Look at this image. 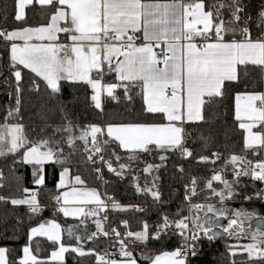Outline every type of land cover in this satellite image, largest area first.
I'll list each match as a JSON object with an SVG mask.
<instances>
[{
    "label": "snow or ice",
    "instance_id": "snow-or-ice-1",
    "mask_svg": "<svg viewBox=\"0 0 264 264\" xmlns=\"http://www.w3.org/2000/svg\"><path fill=\"white\" fill-rule=\"evenodd\" d=\"M36 5L47 14L45 24L33 27L20 23L12 29L0 28V43L9 53L7 66L15 78V107H8L4 123L0 124V157L13 158L10 172L18 184L21 177L16 175V166L30 167L34 189L45 187L49 175L57 190L69 189L66 178L71 171L69 165L76 152L77 141L83 143L84 154L90 163L106 166L118 177H123L130 163L138 161L141 153L163 150L180 152L184 158L191 156V151L184 144V125L203 120L205 97L208 101L223 97L226 82L239 83L241 66L245 75L249 66H255L264 73V36L252 38L249 28L252 17L250 13L242 16L247 9L243 0H213L212 3L205 0H14L15 20L25 21L26 9ZM257 15V27L264 29V6ZM59 34H64L68 43H60ZM138 40L142 43H136ZM154 48H161V52H155ZM24 69L33 74L29 91L39 92L43 86L51 96H57L61 92V81L69 85L83 83L92 89L91 99L98 109L101 108L102 93L116 99L114 90L123 87L125 97L130 99L131 90L138 87L143 101L142 114H150V119L144 116L127 123H110L106 128L93 124L78 129L65 118V124L53 127L51 134L42 129V135L30 138L23 124L9 123L10 117L20 113ZM105 72L115 73V79L121 83H102ZM12 98V93H9V99ZM235 119L246 133L245 149L264 147V92L237 93ZM258 125L259 130L253 132ZM57 134L62 135L61 140L56 139ZM65 145L69 149L67 153ZM113 145L125 152L129 161L128 164L121 163V156L113 150L111 157L119 164V170L113 167L111 158L105 159L102 155L104 147ZM212 155L219 158V153ZM242 160L243 157L232 155L225 163L235 164ZM139 162L145 165V174H151L153 169L160 167L146 160ZM200 162L214 164L215 160L209 161L208 157L201 156ZM50 167L53 168L51 174L48 173ZM93 170L97 173L96 178L103 181L102 167ZM178 170L183 171L182 168ZM248 174L247 165L234 171V177ZM251 178L264 182V162L254 166ZM72 179L75 185L84 184L79 175ZM3 181L4 174L0 170V188L4 187ZM213 181L222 183L224 187L219 190L213 188ZM197 188L195 177L185 185L184 200L190 204L189 215L181 216L180 210L175 214L178 219L173 220L165 214L155 230H150L145 223L143 230L122 235L116 228L105 231L101 221L96 220V231L87 238L91 240L98 235L107 237L115 234L116 243L120 245V260L115 258V253H105L104 257L94 251L85 253L79 247L82 237L73 233L71 228L66 231L70 237L75 236L77 246L66 247L61 241L60 225L48 220L29 227L27 243L20 250L22 255L15 264H50V261L38 259L39 243L34 250V237H46L54 248L58 246L51 252L54 261H62L63 254L71 251L80 256L95 255L96 264H138L132 251L127 249L125 239L131 238L146 247L150 241L163 239L169 231L181 238L179 247L143 258L147 264H190L189 254L193 258L197 255L195 242L201 238L211 241L216 235L213 228L219 225L212 217L228 218L224 208L191 204L193 197L199 195ZM34 189L22 187L25 194L22 198L0 196V202L14 207L27 206L31 219L42 211ZM205 189L219 197L221 203L234 195L232 184L219 173L206 181ZM151 195L155 201H160L159 192ZM205 199L209 197L205 196ZM54 200L58 205L56 211L66 217H91L104 212L107 207L96 189L71 187L55 196ZM67 205L76 207L70 209ZM87 205L95 207L86 210ZM112 208L126 210L115 202ZM136 210L140 211L139 208ZM193 211H204V216H193ZM233 211L241 222L249 219V214ZM233 225L242 229V223L229 219L224 231L229 232ZM124 226L127 227L126 221ZM252 239L264 245V232L253 234ZM244 249L249 260L257 259L264 264V248L252 243ZM8 251L0 247V264H13Z\"/></svg>",
    "mask_w": 264,
    "mask_h": 264
},
{
    "label": "trees",
    "instance_id": "trees-1",
    "mask_svg": "<svg viewBox=\"0 0 264 264\" xmlns=\"http://www.w3.org/2000/svg\"><path fill=\"white\" fill-rule=\"evenodd\" d=\"M205 2L212 3L213 0H205ZM243 3L247 6V9L242 16L250 13L252 17L249 21L252 38L256 39L264 36V29L257 27V14L264 6V0H243ZM14 16V0H0V28L12 29L20 23L25 26H39L46 22L48 18L45 11L37 6L27 9L25 21L17 22ZM225 18H227V12H225ZM8 62L9 53L5 46L0 43V124L4 123L8 107H15V78L11 76L7 66ZM32 76L33 74L27 69L23 70L20 113L9 118V123L23 124L25 132L30 138L42 135V129L51 134L53 127H60L65 124V118L78 129L93 124L106 128L110 123H127L142 119L144 116L150 119V114H142L143 101L138 94L140 92L138 87L131 90L130 99L125 97L124 88L119 87L116 91V99H105L103 109L99 111L90 105L87 85L78 83L69 85L66 81H62L61 92L57 96H51L43 86L39 92L29 91ZM263 89L264 73L255 66H249L247 75H245L243 66H241L239 83L226 82L223 97H216L211 101L205 98L206 103L202 107L203 120L184 126V144L191 151V156L184 158L180 152L165 151L163 153L166 156L165 159L159 161L158 157L162 154L160 152L153 155L141 153L138 161L131 162L130 167L124 172L126 178L115 177L114 173L103 171L102 168L107 182L103 189L108 195H114L122 203H138L147 206L145 212L136 214L129 211H112L107 221L108 227L110 229L116 228L122 235L127 231L139 230L141 225L145 223L150 230H154L155 225L161 222L162 216L165 214L174 220L178 219L175 214L182 210L180 215L184 216V208L180 205L182 190L193 177L197 179V191L199 193L193 199L215 201L219 197L213 196L209 190L205 189V183L219 169L223 171L226 177L230 176L231 164L225 162L230 160L232 155L260 162V150L245 149L244 147L243 132L234 118V101L237 93L261 92ZM9 93H12L13 98L11 100L9 99ZM76 134L79 135V132ZM56 139L61 140L62 135L57 134ZM76 144L77 149L71 157L69 165L70 173L74 176L79 175L85 186L101 189L102 183L96 178L97 173L93 169L102 167V165L90 163L84 154L83 143L77 141ZM64 147L67 153L69 149L66 145ZM113 150L121 156V163H129L126 159V153L119 150L115 145L104 147L102 155L105 159L111 158L114 168L117 169L119 164L114 157H111ZM214 152L219 153L218 159L212 155ZM201 156L208 157L209 161L215 160V163L200 162ZM145 160L160 165L154 174L144 173L143 168L145 165L139 161ZM12 167L13 158L11 156L0 157V170L4 174V187L0 188V196L22 198L25 195L22 192V187L34 189L31 168L23 165L16 166V175L21 177L18 184L10 172ZM181 168L183 169L182 172L178 170ZM52 171L53 168H48L49 174ZM58 171L57 168V173ZM134 177L138 181L137 185H134ZM244 182L247 187L234 188L237 193L234 195L233 200L243 202L259 201L261 197L250 189L254 183ZM151 183H155L157 186V192L161 197L159 202L144 191L147 185ZM212 186L217 190L221 189L220 184H212ZM36 195L43 210L40 214L32 216L31 219L27 207H14L10 203L0 202V247L9 250L7 255L13 264L22 255L20 250L27 243L29 227L38 226L43 220H54L64 227L89 229V224L81 225L79 222L63 219L53 212L57 189L51 175H49L45 187L36 189ZM205 196H208L209 199H205ZM245 197H250V199H245ZM125 221L127 227L124 226ZM179 240L180 238L177 235L169 231V234L164 236L163 239L150 241L146 247L151 248L153 254H159L162 251L174 250ZM37 242L39 243L38 259L47 260L49 254L56 248L45 239L34 238L32 244L34 250ZM67 243L75 244V240L65 236L64 244ZM244 246L245 242L236 243L233 239L227 237L212 241L199 240L196 243L197 255L191 260V264H233V261L235 264H261L257 259H248V253ZM86 249L102 254L106 250V243L101 238L93 239ZM232 252L235 253L234 256L230 255ZM50 264L96 263L95 255L78 257L72 252H67L64 262H50ZM140 264H147V261H140Z\"/></svg>",
    "mask_w": 264,
    "mask_h": 264
},
{
    "label": "built area",
    "instance_id": "built-area-1",
    "mask_svg": "<svg viewBox=\"0 0 264 264\" xmlns=\"http://www.w3.org/2000/svg\"><path fill=\"white\" fill-rule=\"evenodd\" d=\"M136 43H139V41H137ZM154 51L157 52V53H159V52H161V48H154ZM162 66L163 65H160V67H162ZM257 163L258 162H255V161H252V160L243 159L242 161H238L235 164L232 163V165H231V173H230V176L229 177H226L223 174V172H221L219 170H217L216 172H214L212 174V176L214 174L219 173V174L222 175V177H223L224 180H227L231 184L234 183V182H240V181H243V182L244 181H250L252 183H257V184H260L261 185V184H264V182H261L259 180H253L251 178V171L253 170L254 166ZM246 165H247V169H248L249 174L248 175H239L238 177H234V171H235V169H237V168L244 169ZM102 168H103V171H108V168L106 166H102ZM255 170L257 172L259 171L258 168L255 169ZM102 175H103V181H105V176H104V173L103 172H102ZM103 181H101V183H102V186L104 187L105 186V183ZM212 184H220V182L213 181ZM184 193H185V188H183V190H182V199H181L180 205L183 206V208H184V211H185L184 216H188L189 215L190 204L184 200ZM107 197H111V199H107ZM102 199H105V203H106L107 207L105 208V211L104 212H100L97 215L103 217L104 219L106 217V219H105L106 222L108 221L109 214L113 211V208H112L113 202L118 203L121 206V208L126 209L127 211H129L131 213H135V214L136 213L145 212L146 209H147V206L144 205V204H138V203H122L114 195H106L105 194V196ZM243 203H246V202L241 201V202L233 203L230 206L227 201H224L223 203H221V202L220 203L219 202H214V201L194 200V199H192V201H191V204H193V205L194 204H203V205L211 204L215 208L218 207V208H224V209L227 210L226 211V215H227L228 218L227 219H225L224 217H220L219 218V219L224 220V222H225L224 226L220 227L219 229L222 231V233L225 234V236L227 238H231V239H233L235 241L247 242V243L248 242L249 243L258 242V241H253V239H252V236H253V233H254L253 231L255 230V228L250 225V221L253 218V216L251 214H249V219L243 220L241 222L240 218L237 215H232L231 214V211L234 210V208H233L234 205L243 204ZM248 203H251V204H264V198L261 199V200H259V201H250ZM40 207L43 210V207L42 206H40ZM57 207H58V205L56 204V202H54V210H53L54 213H59L58 211H56ZM137 208H139L140 211H137L136 210ZM192 215L193 216L199 215V216L203 217L204 216V211H201L199 213H196L195 211H193L192 212ZM208 215L211 216L210 213ZM241 215H243V213H241ZM212 219H213V221L218 220L217 217H212ZM229 219H236L238 223H242V229L236 227V225H233L232 229H230L229 232H225L224 231V228L228 227ZM108 230H109V227H108V224H107L106 231H108ZM213 230H214V228H213ZM103 237H104V240H105V243H106L107 248H106V251L103 254H100V256L104 257L105 256V253H108L109 255L115 253L116 254L115 255V258L117 260H120L121 257L119 256V249L110 248V245L113 244L116 241L115 234L109 235L107 237H105L103 235ZM199 240L209 241L207 238H201ZM212 240H215V239L213 238ZM180 243H181V238H180V240H179L176 248L179 247ZM196 243H197V241L195 242V244ZM259 247L260 248H264V245L260 244ZM192 259H193V257L189 254L188 261L190 262V264H191V260Z\"/></svg>",
    "mask_w": 264,
    "mask_h": 264
},
{
    "label": "crops",
    "instance_id": "crops-1",
    "mask_svg": "<svg viewBox=\"0 0 264 264\" xmlns=\"http://www.w3.org/2000/svg\"><path fill=\"white\" fill-rule=\"evenodd\" d=\"M161 2H165V1H161ZM185 2H188V0H185ZM37 7H40L39 5H36ZM30 7H32V6H29L28 8H30ZM27 8V9H28ZM27 9H26V12H27ZM48 19V18H47ZM46 22H47V20H46ZM46 22H44L43 24H45ZM40 26V25H39ZM33 27H35V26H33ZM139 41V43H142V40H138ZM59 42L60 43H68V41L65 39V37H64V34H59ZM138 43V44H139ZM120 59H122V57H120ZM107 66H105V68H106ZM92 75L93 76H95V73H92ZM107 75H109V76H107ZM112 75V76H111ZM106 77H107V80H106ZM62 82V81H61ZM102 83H117V84H120L121 82H119V81H117L116 79H115V73H107V72H105V75H104V77H103V80H102ZM78 84H83V83H78ZM86 85V84H85ZM87 87H88V89H89V100H90V105L94 108V109H96V110H99V111H101L102 109H103V105H104V101H105V99H107V98H110V99H113L112 97H109L107 94H101V97H100V100H101V108H96L95 107V102L94 101H92V99H91V97H92V95H93V91H92V89L90 88V86H88L87 85ZM119 87H117L115 90H114V96L116 97V91H117V89H118ZM261 92H264V89L261 91ZM205 98H207V97H205ZM234 118H235V101H234ZM236 120V119H235ZM237 121V120H236ZM198 122H200V121H197V122H195V123H198ZM238 122V121H237ZM187 124H192V123H185V125H187ZM184 125V126H185ZM238 126H239V122H238ZM240 128V127H239ZM241 129V128H240ZM242 130V132H243V139H244V136L246 135V133L244 132V130L243 129H241ZM259 130V125L257 126V128H254L253 129V132H256V131H258ZM105 135H106V133H105ZM89 147L91 148V137H89ZM249 149H255V150H260L261 151V161L260 162H264V147H259V146H256V147H253V148H249ZM156 152H160V153H164L165 151H163V150H160V151H158V150H153L151 153H148V154H151V155H153L154 153H156ZM161 154V155H162ZM238 162V161H237ZM75 176L74 175H72L71 173L69 174V184H70V186H72V185H74V181H73V179L72 178H74ZM260 185V184H259ZM69 186V189L71 188ZM77 186V185H76ZM79 187H81V188H89V189H96L98 192H99V194L101 195V197H102V194L103 193H105V191H104V189H103V186H102V188L101 189H98V188H93V187H87V186H85L84 184L83 185H78ZM220 186H221V189L224 187V185L223 184H221L220 183ZM234 188H236V187H234L233 185H232V191L235 193V192H237ZM69 189H60V190H57V195H59L60 193H62L63 191H65V190H69ZM145 189H147V188H145ZM260 189H261V191H262V194L261 195H259L258 193H256L258 196H260L261 198L260 199H263L264 198V184H261L260 185ZM35 191H36V189H34ZM21 206H24V205H21ZM25 207H27V206H25ZM66 207H69L70 209L71 208H73V207H76L75 205H67ZM85 207H88V208H86V210L87 209H91V208H93L94 207V205H87V206H85ZM113 211H122V210H113ZM63 219H66V220H70V221H75V222H79V223H81V225L82 224H84V225H87V224H89V229L88 230H84V229H79L78 227H74V228H71V227H69V228H71L72 230H74V232L75 233H78V234H81L82 235V242H85V240L87 239V237H88V233L89 232H95L96 231V225H95V221L96 220H100L101 221V223H102V225H103V228H104V230L106 231V227H107V222L105 221V219L103 218V217H101V216H98V215H95V216H91V217H83V216H81V217H79V218H74V217H72V216H65L63 213H60L59 214ZM84 219H85V222L84 223H82L81 221H84ZM46 221H48L47 219L46 220H43L42 222H46ZM41 222V223H42ZM57 223V222H56ZM60 225V224H59ZM144 225L145 224H142L141 225V228L139 229V230H137V231H141V230H143V227H144ZM158 224H156L155 225V227H154V230H155V228H156V226H157ZM60 227H61V240H63V244H64V239H65V236H67L69 239H74L75 240V237L74 236H72V237H70L68 234H67V231H66V229H68V227H64V226H62V225H60ZM109 230H110V228H109ZM137 231H127V232H137ZM126 232V233H127ZM254 233L253 234H257L258 232H264V231H258V230H254L253 231ZM34 238H41V239H45V240H47L46 239V237H34ZM98 238H101L104 242H105V240H104V237H103V235H99V236H95V237H93L92 238V241H93V239H98ZM48 241V240H47ZM49 242V241H48ZM125 243H126V245H127V249L128 250H130V251H132V253H133V255H134V257H135V259L137 260V262H138V264H140V261H146L143 257H145V256H153V255H155V254H153V251H152V249L151 248H148V247H144V245L143 244H140V243H138V242H134L131 238H127V239H125V241H124ZM254 243H257L258 244V247H259V243L258 242H254ZM249 244H252V243H247V242H245V246L246 245H249ZM66 247H76L77 246V244H76V242H75V244L74 243H67V244H64ZM85 253H88V252H90V251H93V250H88V249H86V248H84V247H82V246H79ZM106 248H107V246H106ZM110 248H114V249H119L120 248V245L118 244V243H116V241L113 243V244H111L110 245ZM106 251V250H105ZM68 252H71V251H68ZM95 252V251H94ZM66 253L67 252H65V256H66ZM72 253H74V252H72ZM95 253H97V252H95ZM104 253V252H103ZM102 253V254H103ZM76 256H78V257H81L80 255H77L76 253H74ZM98 254V253H97ZM50 255H51V253L49 254V257H48V259H47V261H50V262H52V263H62V261H54V260H52L51 258H50ZM98 255H100V254H98ZM85 256V255H84ZM95 258H96V256H95ZM65 260V259H64ZM64 262V261H63ZM96 263V262H95Z\"/></svg>",
    "mask_w": 264,
    "mask_h": 264
},
{
    "label": "water",
    "instance_id": "water-1",
    "mask_svg": "<svg viewBox=\"0 0 264 264\" xmlns=\"http://www.w3.org/2000/svg\"><path fill=\"white\" fill-rule=\"evenodd\" d=\"M161 156H163L164 159L166 157L164 154L160 155L158 157L159 161H163L164 160V159L163 160L160 159ZM114 176L118 177L115 174H114ZM118 178H126V176L124 174L123 177H118ZM137 184H138V181L135 180L134 181V185H137ZM232 185L234 187H236V188L247 187L246 183L243 182V181L234 182V183H232ZM250 189L255 191V193H258L259 195L262 194V191L260 189V185L257 184V183L252 184ZM245 202L246 203L234 205L233 206L234 210H236V211H238L240 213H243V214H251L253 216V218L250 221V225L252 227H254L256 230H258V231H264V204H251V203H248L249 201H245ZM217 209H219V208L217 207ZM214 223H217L219 225L218 227H214L213 232L216 234L214 236V239L215 240H221V239L225 238L226 237L225 234L222 233V231L219 229L220 227L224 226V224H225L224 220L218 219V220H215ZM72 231H73V233H75L74 230H72ZM90 233L91 232H89L88 234H90ZM75 234H78V233H75ZM78 235L82 237L81 234H78ZM91 241H92V239L89 240L87 238L85 240V242H82V239H81L79 246H82V247L86 248ZM75 242H76V239H75ZM76 244H77V242H76Z\"/></svg>",
    "mask_w": 264,
    "mask_h": 264
},
{
    "label": "rangeland",
    "instance_id": "rangeland-1",
    "mask_svg": "<svg viewBox=\"0 0 264 264\" xmlns=\"http://www.w3.org/2000/svg\"><path fill=\"white\" fill-rule=\"evenodd\" d=\"M231 165H232V163H230ZM157 165V164H156ZM117 170H119V167L117 168ZM156 170L157 169H153L152 170V174H154L155 172H156ZM219 171H221V172H223L221 169H219ZM66 180H67V182H68V184H69V177L68 178H66ZM69 186H70V184H69ZM70 187H76V188H81V187H79L78 185L76 186L75 184L74 185H72V186H70ZM85 188V187H84ZM147 189H149L150 191H146L151 197H152V195H151V193L152 192H157V186H156V184L155 183H151L150 185H147V187H146ZM83 189V188H82ZM87 189H89V188H87ZM70 190V189H69ZM234 193V192H233ZM237 192H235L234 193V195L236 194ZM105 194L106 195H108L106 192L105 193H103L102 194V198L105 196ZM234 195H233V197H234ZM233 197L231 198V199H226L225 201H227L228 203H229V205L231 206L233 203H237V202H241V201H234L233 200ZM153 198V197H152ZM261 200V199H260ZM204 201H212V200H204ZM214 202H219L220 203V199L218 198L217 200H215ZM86 208H88V207H86ZM122 211H127V210H122ZM58 215L60 214V212L59 213H57ZM231 214L232 215H236L235 214V212L232 210L231 211ZM96 229V228H95ZM229 239H231V238H229ZM62 241V243H63V240H61ZM235 241V240H234ZM236 243H240V241H235ZM58 249V246H56V249L55 250H57ZM50 258H51V255H50ZM64 259H65V253L63 254V260H62V262L64 261ZM95 262H96V258H95Z\"/></svg>",
    "mask_w": 264,
    "mask_h": 264
}]
</instances>
